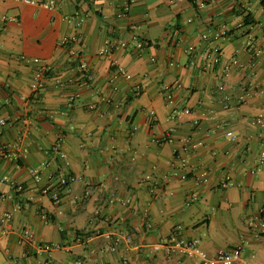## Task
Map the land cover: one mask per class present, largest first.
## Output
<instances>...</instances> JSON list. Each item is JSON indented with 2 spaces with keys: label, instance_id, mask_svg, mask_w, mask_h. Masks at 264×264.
Listing matches in <instances>:
<instances>
[{
  "label": "crops",
  "instance_id": "obj_1",
  "mask_svg": "<svg viewBox=\"0 0 264 264\" xmlns=\"http://www.w3.org/2000/svg\"><path fill=\"white\" fill-rule=\"evenodd\" d=\"M37 1L52 6L0 0V215L12 213L0 264H197L167 251L178 226L210 257L240 247L241 264H264L246 223L264 207V131L251 124L264 113V0ZM62 174L76 179L56 203L43 190Z\"/></svg>",
  "mask_w": 264,
  "mask_h": 264
},
{
  "label": "built area",
  "instance_id": "obj_2",
  "mask_svg": "<svg viewBox=\"0 0 264 264\" xmlns=\"http://www.w3.org/2000/svg\"><path fill=\"white\" fill-rule=\"evenodd\" d=\"M20 1L23 3L31 4V5H38L44 8H50L52 6L51 1H45L40 2L37 0H15ZM195 5L197 8H203L205 6L204 0H195ZM130 9V2H126L122 5L120 9L119 16L121 18H125L129 12ZM2 19L4 20H10L13 21L14 17H6L2 15ZM215 36H217L215 34ZM113 48V44L111 41L107 40L103 46V48L99 51V54L103 55L107 52H109ZM220 60L219 56H215L211 62H207L205 66L209 67L212 64L218 63ZM79 67L82 69L83 76L86 79H89L90 73L87 69V64L85 62H81L79 64ZM259 91L253 90L251 92L252 95H257ZM243 97H239V102H242ZM224 107H228V103L224 104ZM189 113L188 108L179 109L174 112L175 117H182ZM0 123H4V121L1 119ZM251 124L258 126L262 131H264V113H258L253 117L251 120ZM262 133H260V136ZM227 137L233 138L234 135L232 132L226 133ZM63 137L60 136L56 143L54 144L53 149L58 153V156L65 159V155L61 149L62 143H63ZM200 142H191L189 145L196 147ZM4 147L0 148V155H3ZM183 163L186 162V160H182ZM258 161L260 163H264V139L261 141V147L259 151ZM32 175L37 177V171L35 169L30 170ZM207 171L201 170L199 174L195 177L196 182L202 183L205 178L207 177ZM185 176V175H183ZM146 180L151 179L150 174H147L144 177ZM76 177L62 174L59 175L58 181L55 185L51 187H45L43 192L49 193L50 197L54 202L60 201V193L62 190L68 185L69 182L75 180ZM235 185V182L231 179L229 175H226L222 181V187L227 188ZM13 189H15L17 192L22 191L23 186L18 183H12ZM157 189V186L154 183H151V191H155ZM126 202V201H123ZM19 208V205H18ZM11 212H5L2 215H0V240L3 234L2 226L4 223L8 222L11 218ZM247 228L249 233L255 237V238H262L264 239V207H262L259 211L256 213H253L250 217L247 218ZM181 227H176L171 238L169 239L168 243L165 245L167 248V251L173 252L175 250H180L184 254L188 256L195 257L197 259V264H241L242 263V253L240 247H234L229 249H220L214 256L210 257L206 251H204L200 246V241L197 238L186 240L180 236ZM28 236H31L30 233H27ZM127 241H130V238H126ZM56 246L49 244V243H39L36 245V250L38 252H51ZM111 249H115V245L111 246ZM71 264H83L79 260L73 261Z\"/></svg>",
  "mask_w": 264,
  "mask_h": 264
},
{
  "label": "trees",
  "instance_id": "obj_3",
  "mask_svg": "<svg viewBox=\"0 0 264 264\" xmlns=\"http://www.w3.org/2000/svg\"><path fill=\"white\" fill-rule=\"evenodd\" d=\"M247 18H248V15H246L244 18V23H243L244 25L252 23V21L246 20Z\"/></svg>",
  "mask_w": 264,
  "mask_h": 264
}]
</instances>
